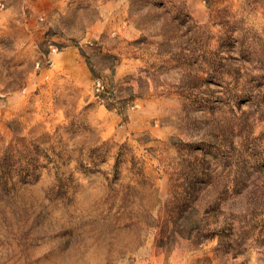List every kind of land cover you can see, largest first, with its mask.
<instances>
[{
	"label": "rangeland",
	"instance_id": "1",
	"mask_svg": "<svg viewBox=\"0 0 264 264\" xmlns=\"http://www.w3.org/2000/svg\"><path fill=\"white\" fill-rule=\"evenodd\" d=\"M0 264H264V0H0Z\"/></svg>",
	"mask_w": 264,
	"mask_h": 264
},
{
	"label": "built area",
	"instance_id": "2",
	"mask_svg": "<svg viewBox=\"0 0 264 264\" xmlns=\"http://www.w3.org/2000/svg\"><path fill=\"white\" fill-rule=\"evenodd\" d=\"M104 89H105L104 85L101 82H99L98 83V91L101 92Z\"/></svg>",
	"mask_w": 264,
	"mask_h": 264
}]
</instances>
